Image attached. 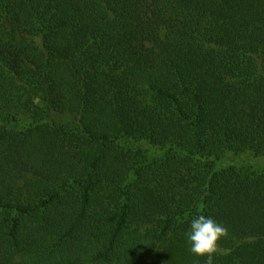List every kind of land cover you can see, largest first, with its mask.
<instances>
[{
  "label": "trees",
  "instance_id": "1",
  "mask_svg": "<svg viewBox=\"0 0 264 264\" xmlns=\"http://www.w3.org/2000/svg\"><path fill=\"white\" fill-rule=\"evenodd\" d=\"M250 160L264 0H0V264H264Z\"/></svg>",
  "mask_w": 264,
  "mask_h": 264
},
{
  "label": "clouds",
  "instance_id": "2",
  "mask_svg": "<svg viewBox=\"0 0 264 264\" xmlns=\"http://www.w3.org/2000/svg\"><path fill=\"white\" fill-rule=\"evenodd\" d=\"M228 236L226 225L205 215L194 218L190 229L185 233L190 253L204 258V264H214V258L223 252L220 241Z\"/></svg>",
  "mask_w": 264,
  "mask_h": 264
},
{
  "label": "rangeland",
  "instance_id": "3",
  "mask_svg": "<svg viewBox=\"0 0 264 264\" xmlns=\"http://www.w3.org/2000/svg\"><path fill=\"white\" fill-rule=\"evenodd\" d=\"M57 119H58L60 122H63V123H67L68 121H70V119H69L68 117H64V116H61V117H58V116H57ZM259 164H260V166H259L258 164H254V163H252L251 160H250L248 163H246L245 166H252V165H253V166L257 167V168H260V169H263V170H264V165L261 164L260 162H259Z\"/></svg>",
  "mask_w": 264,
  "mask_h": 264
}]
</instances>
